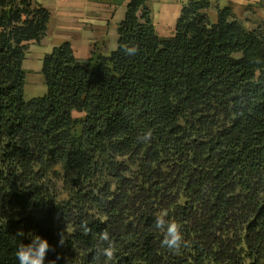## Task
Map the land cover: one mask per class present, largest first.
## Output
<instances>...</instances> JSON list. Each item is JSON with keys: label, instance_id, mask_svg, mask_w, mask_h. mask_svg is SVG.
Here are the masks:
<instances>
[{"label": "trees", "instance_id": "obj_1", "mask_svg": "<svg viewBox=\"0 0 264 264\" xmlns=\"http://www.w3.org/2000/svg\"><path fill=\"white\" fill-rule=\"evenodd\" d=\"M146 2L130 0L109 56L80 62L69 42L46 54L47 92L27 100L28 42L50 14L0 0V264L36 235L45 264H105V229L110 264H264V25L188 0L162 38ZM161 210L189 242L179 254L161 247Z\"/></svg>", "mask_w": 264, "mask_h": 264}, {"label": "crops", "instance_id": "obj_2", "mask_svg": "<svg viewBox=\"0 0 264 264\" xmlns=\"http://www.w3.org/2000/svg\"><path fill=\"white\" fill-rule=\"evenodd\" d=\"M48 10V32L41 43L28 42L23 69L25 88L30 92L47 91L42 73L44 56L55 47L69 42L80 62H95L109 56L118 47V29L125 19L130 0H38ZM188 0H147L156 33L172 37ZM229 7L237 19L247 22L254 14L264 16V0H211L207 10L212 20L217 10ZM256 23V22H254ZM258 22L255 24L258 26ZM247 28H250L245 24ZM35 98V97H34ZM32 99V98H31Z\"/></svg>", "mask_w": 264, "mask_h": 264}, {"label": "clouds", "instance_id": "obj_3", "mask_svg": "<svg viewBox=\"0 0 264 264\" xmlns=\"http://www.w3.org/2000/svg\"><path fill=\"white\" fill-rule=\"evenodd\" d=\"M123 51L126 55L134 56L138 53L139 47L137 45L129 46L123 45ZM151 132L145 133L142 137L138 136V140L145 142L150 141ZM169 213L166 210H161L155 215V228L163 233L161 240V247L167 248L174 254H179L182 247H187L189 242L185 240L181 231L182 225L174 219H169ZM85 232L90 231L88 226L83 225ZM18 235H23L22 232ZM63 238L60 243L63 244ZM51 250V246L47 239L38 235L33 236L31 242L28 244L21 243L16 249V259L19 264H45L47 253ZM97 256L105 258V264H110L116 257L117 248L110 237L107 229L99 234V241L96 247ZM53 264V262H52Z\"/></svg>", "mask_w": 264, "mask_h": 264}, {"label": "rangeland", "instance_id": "obj_4", "mask_svg": "<svg viewBox=\"0 0 264 264\" xmlns=\"http://www.w3.org/2000/svg\"><path fill=\"white\" fill-rule=\"evenodd\" d=\"M254 22H258V26L260 25H264V16L262 15H256L254 14L253 17H251L247 22H243V24L245 25H248L249 27H251V29L253 28H256V23ZM47 91H45L44 93H41L40 91H35L34 93L33 92H30V90L27 89L26 93L24 94V97L25 99L29 100L31 98H34V97H40V96H44L46 94ZM84 119V113H80V112H75V123H74V126H73V133L75 135H79L80 132H81V122L83 121ZM57 171L59 172L60 170L57 169ZM66 194L62 195V199H66Z\"/></svg>", "mask_w": 264, "mask_h": 264}]
</instances>
